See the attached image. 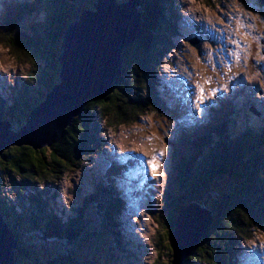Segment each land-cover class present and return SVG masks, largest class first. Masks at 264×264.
<instances>
[{"label":"trees","instance_id":"16d2710c","mask_svg":"<svg viewBox=\"0 0 264 264\" xmlns=\"http://www.w3.org/2000/svg\"><path fill=\"white\" fill-rule=\"evenodd\" d=\"M179 1L141 0L138 9L142 32L124 51L120 74L106 93L86 102L83 113L73 118L61 140L42 150L15 146L0 153V212L15 244L10 264L119 261L116 251H123L124 247L115 230L123 204L116 189L106 188L102 194L89 198L99 207L94 210L97 217H105L101 225L94 227L83 208L77 210L75 218L62 222L50 206L52 198L46 188L57 186L66 172L88 164L92 151H102L99 135L104 122L118 128L138 123L150 110H158L150 93L149 74L159 69L161 59L174 47L172 38L178 34L175 6ZM96 3L97 0H36L30 11L43 8L45 19L22 28L29 14L20 4L9 7L8 16L3 18L6 24L0 31V44L15 57H33L39 68L28 75V84L19 90L22 105L17 103L3 111L0 107V121L21 132L28 124L30 112L46 104L59 85L60 49L65 34L80 21L82 10L94 11ZM34 72L36 75H31ZM34 83L42 85L37 97L28 92V86ZM235 110L230 105L216 111L210 115L209 124L197 126L187 135L179 134L173 143L171 180L175 189L172 183L168 184L164 198L169 199V204L157 219L159 240L167 241L161 242L163 248L170 254L174 252L177 221L189 205H202L212 214L203 241L184 258L183 264H231L234 244L253 237L257 227L264 225V141L257 142L259 135L254 137L250 132L232 138L227 124L230 126ZM15 175L20 176L19 181ZM7 182L17 188L16 207L6 202ZM38 186L44 187L39 190ZM114 207L117 212H112ZM38 244L48 250L45 257L38 256Z\"/></svg>","mask_w":264,"mask_h":264},{"label":"rangeland","instance_id":"374dc122","mask_svg":"<svg viewBox=\"0 0 264 264\" xmlns=\"http://www.w3.org/2000/svg\"><path fill=\"white\" fill-rule=\"evenodd\" d=\"M12 1L0 0V13L3 14L5 4ZM27 3L30 4V2ZM180 6L183 10L180 16L182 36L174 37L173 43L177 47L174 46L166 53L161 71L151 76L162 81L171 92V97H167L163 94L162 86H155L152 96L174 109L175 106H180L183 112L177 114L178 120L174 121L173 115L169 112L161 116L156 110H150L140 118L137 124L106 130L105 137L107 145H110L109 149H102L101 152L98 150V155L95 150L92 151L88 157V164L82 163L80 167L66 172L59 179L57 187L51 185L46 188L52 198L50 206L62 222L66 223L75 218L77 210L83 208L85 216L94 227L101 225L105 217L101 218L100 215L97 217L94 210H98L99 207L93 205L89 199L92 195L95 197L98 193L102 194L106 188L110 191L115 188L124 198L126 209H123L120 214L118 220L120 222L116 230L124 241V237L129 235L133 247H127V251L121 248L124 252L116 251V258H119V261L110 264H159L160 258H162L161 264H169L170 260H174V252L170 254L161 243L166 244L167 241L159 240L160 227L157 223L163 209H166L165 206L169 204V199L167 201L163 199V193L170 188L168 184L172 183L170 174L172 153L168 142L170 135L181 124L183 116L200 124L204 121L209 109L216 108L220 102L229 97L230 93L234 95L236 88L244 86L246 84L244 73L248 74L253 57L256 54L255 59L260 57L259 53L262 51L260 45L263 41L262 33L264 34V23H262L264 15L260 13L261 9H258L262 7L257 0H182ZM36 12L25 17L20 27H30L42 21L45 16L44 9L40 8ZM235 42H238L240 47H236ZM236 53H239L238 61ZM37 67L39 68L33 57H26L23 54L15 57L5 45L0 44V86L10 99L15 98L17 101L15 105L17 103L22 105L23 99L20 94L15 95L18 93L19 84L15 86L17 89L13 90L14 85L8 82L9 73L14 75L17 72L20 80H24V74L35 71ZM253 81L252 86L259 87L258 77ZM40 89L42 90V85L34 83L29 85L28 92L37 97L41 92ZM262 90L264 92V87ZM251 96H254L261 104L258 110L264 117V94L260 97L256 92L254 95L250 93ZM241 105L242 103L238 107L243 113ZM246 108L248 112L243 113L242 117L247 125L242 120H236L238 132L243 131L246 126L261 127L258 122L259 117L248 107ZM104 126L102 124V127ZM133 156H140L143 160ZM104 157L111 163L112 158L127 160V162H130L129 159L136 160L140 166L137 165L134 168L140 167L138 172H142L144 177L135 176L134 168L130 169L129 174L123 172L119 177L109 175L107 173L109 164ZM138 177H140L139 180ZM15 179L19 181L20 176L15 175ZM149 186L158 187L157 194L150 200L145 198ZM43 187L38 186L39 190ZM172 187L175 189L173 183ZM134 188L137 190L136 194ZM5 190L6 202L16 207L19 204L15 195L17 188L13 189L7 182ZM257 228L253 240L247 241L244 246L234 244L235 252L238 253L237 258L234 257L237 264H264V226ZM89 237L88 239L92 238ZM121 241L123 244V240ZM174 242L175 236L173 246ZM237 245L240 246L238 251H236ZM197 246L195 244L193 248L196 249ZM185 248L186 245L183 244L181 258ZM37 252L38 256L45 257L48 250L42 244H38ZM128 252H131L130 254L134 257L127 258Z\"/></svg>","mask_w":264,"mask_h":264},{"label":"water","instance_id":"95a60500","mask_svg":"<svg viewBox=\"0 0 264 264\" xmlns=\"http://www.w3.org/2000/svg\"><path fill=\"white\" fill-rule=\"evenodd\" d=\"M264 6V0H258ZM141 0H97L95 10L83 9L80 21L69 28L62 44L61 83L46 104L18 134L0 127V153L10 146L34 150L52 147L65 135L73 118L78 117L88 100L104 94L121 72L126 48L140 38ZM212 214L198 204L189 205L177 221L173 264H182L195 244L203 241ZM0 212V264L14 259V235ZM194 241V242H193ZM186 245L181 258V246Z\"/></svg>","mask_w":264,"mask_h":264},{"label":"bare ground","instance_id":"6f19581e","mask_svg":"<svg viewBox=\"0 0 264 264\" xmlns=\"http://www.w3.org/2000/svg\"><path fill=\"white\" fill-rule=\"evenodd\" d=\"M15 0H13L12 2H13V5H15V3H16V1L14 2ZM218 38V37H217ZM241 107H244L243 105H241ZM215 112H216V110L215 109H212L211 110V113L212 114H215ZM240 113H241V115L243 116V113L241 112V108H240ZM172 156H173V153H172ZM172 158V157H171ZM113 198L115 199V197L113 196ZM116 200V199H115ZM113 210L115 211V212H117V207H114V209L112 208V212H113ZM8 227V226H7ZM9 229V228H8ZM10 230V229H9ZM121 240H123L124 241V239H121ZM131 243V242H130ZM232 263L233 264H235V262L232 260Z\"/></svg>","mask_w":264,"mask_h":264},{"label":"snow or ice","instance_id":"6c2138e0","mask_svg":"<svg viewBox=\"0 0 264 264\" xmlns=\"http://www.w3.org/2000/svg\"><path fill=\"white\" fill-rule=\"evenodd\" d=\"M262 23H264V21H262ZM235 43H236V47H240V44L238 42H235ZM262 51H264V47H262ZM226 55H231V53H226ZM235 56H236V59L238 61L239 60V53H236ZM200 93H201V96H202L203 95V90L202 89L200 90ZM202 102L203 101L201 100V103Z\"/></svg>","mask_w":264,"mask_h":264}]
</instances>
